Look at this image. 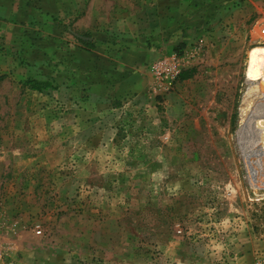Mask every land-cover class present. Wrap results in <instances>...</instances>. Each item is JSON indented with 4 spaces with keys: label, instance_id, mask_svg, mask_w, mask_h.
Instances as JSON below:
<instances>
[{
    "label": "rangeland",
    "instance_id": "rangeland-1",
    "mask_svg": "<svg viewBox=\"0 0 264 264\" xmlns=\"http://www.w3.org/2000/svg\"><path fill=\"white\" fill-rule=\"evenodd\" d=\"M257 45L264 0H0V264H264Z\"/></svg>",
    "mask_w": 264,
    "mask_h": 264
},
{
    "label": "bare ground",
    "instance_id": "bare-ground-1",
    "mask_svg": "<svg viewBox=\"0 0 264 264\" xmlns=\"http://www.w3.org/2000/svg\"><path fill=\"white\" fill-rule=\"evenodd\" d=\"M252 69H255V71L252 72V74L250 76L251 79L249 81H255V80H258L260 78H262V79L264 78V46L263 45H257L255 47L251 48L249 51V70H252ZM260 84H263V83H261V81H260L259 85ZM261 86L262 85H260V87ZM260 89H261L260 91H262V92L264 91V87L260 88ZM250 101L248 103H246L244 110H242L241 122H243V120L245 122V120L248 118L249 115H251V113H252L253 117L258 116L259 119L264 118V104L263 103L256 104V103H253V100L251 102ZM241 140H243L244 145H246L250 142L251 139H248V138H246V136H243L241 138Z\"/></svg>",
    "mask_w": 264,
    "mask_h": 264
},
{
    "label": "built area",
    "instance_id": "built-area-1",
    "mask_svg": "<svg viewBox=\"0 0 264 264\" xmlns=\"http://www.w3.org/2000/svg\"><path fill=\"white\" fill-rule=\"evenodd\" d=\"M179 63L176 55L172 54L166 59L157 60L152 66V72L158 81L175 78L179 71Z\"/></svg>",
    "mask_w": 264,
    "mask_h": 264
},
{
    "label": "water",
    "instance_id": "water-1",
    "mask_svg": "<svg viewBox=\"0 0 264 264\" xmlns=\"http://www.w3.org/2000/svg\"><path fill=\"white\" fill-rule=\"evenodd\" d=\"M258 121L257 117H253L252 113L248 116V118L243 123L242 127L238 130L237 136L240 140L243 136L249 137L250 142H254L257 139L258 130L255 129V122ZM251 137V138H250ZM244 140V139H243ZM245 146V145H243Z\"/></svg>",
    "mask_w": 264,
    "mask_h": 264
},
{
    "label": "trees",
    "instance_id": "trees-1",
    "mask_svg": "<svg viewBox=\"0 0 264 264\" xmlns=\"http://www.w3.org/2000/svg\"><path fill=\"white\" fill-rule=\"evenodd\" d=\"M26 85L29 86V89L33 91H37V92L49 86L48 83L46 82H40V81H35V80L27 81Z\"/></svg>",
    "mask_w": 264,
    "mask_h": 264
}]
</instances>
